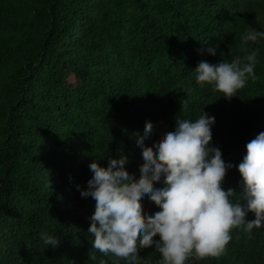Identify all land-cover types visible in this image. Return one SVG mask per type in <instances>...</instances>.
Wrapping results in <instances>:
<instances>
[{"label":"trees","instance_id":"1","mask_svg":"<svg viewBox=\"0 0 264 264\" xmlns=\"http://www.w3.org/2000/svg\"><path fill=\"white\" fill-rule=\"evenodd\" d=\"M248 25L264 30V0H0V264H118L93 248L96 201L77 185L87 189L90 163L121 155L139 182L136 134L153 128L150 151L203 110L216 118L211 144L235 165L223 187L244 203L238 167L264 132V38L243 47ZM254 50L258 79L236 96L196 84L201 61ZM142 211L159 208L145 201ZM232 236L222 255L189 264H264V228ZM139 255L159 259L154 247Z\"/></svg>","mask_w":264,"mask_h":264},{"label":"clouds","instance_id":"2","mask_svg":"<svg viewBox=\"0 0 264 264\" xmlns=\"http://www.w3.org/2000/svg\"><path fill=\"white\" fill-rule=\"evenodd\" d=\"M261 38L264 30L248 25L241 45L246 47ZM217 51L218 46L207 48L212 56ZM257 57L258 50H254L231 61H201L194 70L196 84L211 85L223 97L232 98L249 80L258 79ZM191 91L194 88L190 86ZM215 122V116L204 110L195 120L181 117L175 130L150 151L145 145L153 136V128L146 125L143 139H139V133L134 137L143 164L139 182L126 175L125 155L109 159L107 167L96 160L90 163L93 176L87 189L77 188L82 197L96 201L88 229L94 237V249L118 264H151L139 250L154 247L159 253L157 264H189L222 255L234 229L251 238L255 229L264 228V132L246 145V155L238 167L242 176L239 195L245 202H234L236 190H225L223 182L235 165L226 164L221 148L211 144ZM161 183L162 187H156ZM145 201L153 202L159 211L154 215L144 213ZM249 213L255 219L249 220ZM40 236L49 248L60 244L54 235Z\"/></svg>","mask_w":264,"mask_h":264}]
</instances>
